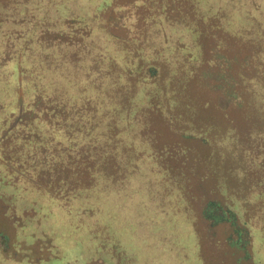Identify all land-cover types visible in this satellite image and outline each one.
Here are the masks:
<instances>
[{"label":"rangeland","instance_id":"1","mask_svg":"<svg viewBox=\"0 0 264 264\" xmlns=\"http://www.w3.org/2000/svg\"><path fill=\"white\" fill-rule=\"evenodd\" d=\"M13 2L0 134L46 150L0 149V264H264V0ZM41 157L49 189L10 171Z\"/></svg>","mask_w":264,"mask_h":264},{"label":"trees","instance_id":"2","mask_svg":"<svg viewBox=\"0 0 264 264\" xmlns=\"http://www.w3.org/2000/svg\"><path fill=\"white\" fill-rule=\"evenodd\" d=\"M13 1H14L13 2L14 5L17 4L16 6L20 7V8H18V13H19L20 16H23L25 13H28L29 15L35 13L36 15H39V14H41L43 12L42 8H41V0H17V1L13 0ZM3 9H4L5 12L11 10L10 8H7V7H3ZM74 19H75V17H74ZM32 22H33V20H32ZM18 28H20L19 30H21V34H23V35H25V37H27L26 32L23 29V28H26V27L19 26ZM19 30H17V32ZM36 44L41 46L43 49H46V50H50L51 47L52 48H57L56 46H51L50 44H48V45L43 44V42H41V41H36ZM45 46H47V47H45ZM4 55L2 57H0V68H2L4 65H6L7 59H4ZM52 56H54V55H51L50 59H52ZM43 67H44V69L48 68L46 65H44V66H41V70H42ZM55 69L56 70L58 69V65L57 64H55ZM5 72H6L5 70H1L0 69V75L5 74ZM148 74L154 75L155 74L154 69L150 67L148 69ZM39 75H42V73L38 72L37 70H34V73H29V76L30 77L32 76V79H35V80L39 79L38 78ZM43 83H44L43 80L39 79L38 83H35V85L38 86V85H41ZM72 83L74 84L75 82H72ZM56 89H57V86H53L52 89H51L52 92L51 91L50 92L53 93V94H58L59 90L56 91ZM39 94H41V93L39 92ZM41 95H38V94L36 95L35 103L32 105L30 112L31 113L32 112L38 113L39 111L36 110L35 107H36V105H38V107H40L39 103L44 100L47 103H44L45 106L43 107V110L40 108V111L41 112L44 111L43 113L47 112V115L54 114L55 113V112L53 113L54 109L53 108L51 109L50 106H51L53 101L55 102V100H49V98L48 99H43L44 94H41ZM10 112L11 111H9V113ZM25 115L26 114H24V113L16 114V116H14L13 118L10 119V122L8 124H7V121L5 123L1 122V125L4 127V132H1V134H0V149H2V151H3V155L1 154V156L4 159L8 160L9 162L11 160V159L9 160V157L13 158L12 157L13 155H10V156L9 155H5L4 152H8V151H4V147L6 146V144L8 146H11L12 143L15 142L16 138L18 140L20 139L22 142H31L32 139H37V140H35L37 142V145H36L35 149L33 148L34 150L31 153L32 155H37V156L41 155L46 150L45 144H43L44 140L41 137V135L36 134V133L35 134H31L32 132L29 133L28 131L25 132V131H23L24 129H22V132L19 131V133H17L18 136H17V134H14L16 132V131L14 132V130L17 127H20V129L28 127V122H27L28 120L26 121L27 118H25ZM3 127H2V129H3ZM14 135H15V137H14ZM17 144H16V146H18V147L21 146L22 147V145H19L20 143H17ZM8 154H9V152H8ZM50 154H52V153L50 152ZM15 164H16V166H14ZM11 166H12V169L10 171H11L12 174H15L14 177L17 176V178L21 174L29 172L28 170H33L32 177H30V179H29L31 184L33 185V187H36V188H40L41 187V188H44V189H49L50 185H48L46 181H50V180L54 181V180H56L55 179L56 177H54V176L57 173V169L61 168V166H65V164L62 163V161H58V160L52 161V162L49 161V160H46V159L44 160L41 157L39 159L36 158L33 161H31V162H27L26 161L25 165H24V161L23 162H18V161H14L13 160V163H11ZM29 167H31V169ZM85 169L88 170L89 176H90V170H94V169H90V166H88V165L85 167ZM95 172H102V171L95 169ZM58 180L61 181L63 179L59 178ZM43 182L46 183V185H44ZM57 191H59V190L57 189Z\"/></svg>","mask_w":264,"mask_h":264}]
</instances>
